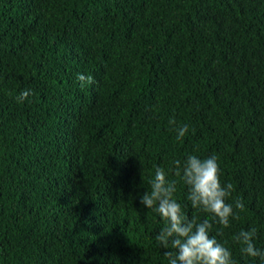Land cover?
<instances>
[{
    "label": "trees",
    "instance_id": "1",
    "mask_svg": "<svg viewBox=\"0 0 264 264\" xmlns=\"http://www.w3.org/2000/svg\"><path fill=\"white\" fill-rule=\"evenodd\" d=\"M213 154L236 218L210 236L262 264L236 236L264 251V0H0V264H168L140 197L162 167L211 219L169 170Z\"/></svg>",
    "mask_w": 264,
    "mask_h": 264
},
{
    "label": "clouds",
    "instance_id": "2",
    "mask_svg": "<svg viewBox=\"0 0 264 264\" xmlns=\"http://www.w3.org/2000/svg\"><path fill=\"white\" fill-rule=\"evenodd\" d=\"M77 80L81 88L94 82L91 76L79 73ZM30 94V89L22 91L16 97L17 102L23 103ZM175 124V119L170 118L169 125ZM176 131L177 140H181L188 132V126H179ZM172 165L169 171L180 177L188 187L187 198L192 208L209 214L211 219L205 218L202 222H197L195 217L189 219L174 196L175 182L167 178L168 172L164 168H156L150 180V190L140 197V202L158 213L164 222L155 239L162 248L168 250L165 252L168 264H235L231 251L210 236L213 223L228 228L230 219L236 218L233 205L226 202L233 186L231 183L222 185L218 157L213 154L201 159L196 155H188L183 161L173 160ZM235 208L244 210L241 199H236ZM255 237L256 229L253 228L241 230L236 240L242 245V254L258 257L264 264V251L255 246Z\"/></svg>",
    "mask_w": 264,
    "mask_h": 264
}]
</instances>
